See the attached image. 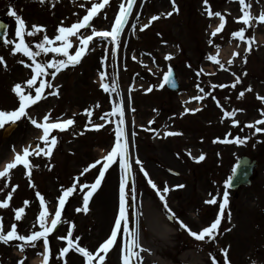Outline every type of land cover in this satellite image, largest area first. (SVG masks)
Wrapping results in <instances>:
<instances>
[{"label":"rangeland","instance_id":"rangeland-1","mask_svg":"<svg viewBox=\"0 0 264 264\" xmlns=\"http://www.w3.org/2000/svg\"><path fill=\"white\" fill-rule=\"evenodd\" d=\"M98 2L101 0H0V19L9 24L6 41L0 46V57H3L0 110L11 111L18 107L19 98L13 87L16 83L23 85L33 74L27 67L31 59L13 52V41L18 43L19 37L15 34L17 21L9 15L10 9L14 7L25 21L26 43L33 51H39L36 45L45 34L53 38L60 26H70L82 19L92 4ZM125 2L109 0L93 17L92 27L98 31L110 30L120 4ZM246 2L251 4L254 16L264 11V0ZM209 5L226 21L216 36L211 33L219 26L220 18L207 14ZM176 6L179 11L168 16L166 13L173 9L172 0H138L119 48L110 38L94 37L79 64L62 69L54 80L50 75L46 77L60 86L59 95H49L54 89L45 88L44 98L31 105L27 112L38 123L43 122L45 114H50V122L72 118L75 123L65 130L50 132L58 141L50 158L43 154L29 157L33 165H39L33 168L31 180L22 165L10 170V176L0 177V200L6 199L9 192L13 193L9 206L0 207L5 231L10 230L13 223L17 224L20 234L40 230L38 216L43 207L37 191L45 198L50 223L59 204L58 197L62 195V186H71L77 177L79 184L95 181L101 165L83 176L80 173L113 147L118 116L108 115L107 120L102 117L122 101L137 206L141 212L137 217L136 210L130 209L129 226L134 230L139 221L141 243L150 250L141 253L143 264H213V255L218 261L222 260L221 248L228 249L230 264H264V132L256 133L254 127H248L264 119V101L259 99L264 96V23L254 21L251 27L243 25L238 20L243 14L239 0H209L208 5L204 0H176ZM154 15L159 18L150 22ZM144 24L149 26L143 28ZM33 25L44 27L29 36L27 32L33 31ZM241 27H246L245 40L232 36ZM80 34L90 35L91 28L80 29ZM79 39V36L72 38L70 52L80 46ZM169 54L172 58L166 59ZM210 55L217 56L219 63L208 59ZM53 57L63 58L61 54L41 53L37 59L44 62ZM21 60L25 63H20ZM221 63L224 68L220 67ZM174 67L181 84L180 94L170 93L166 88L165 76L169 68ZM48 71L55 70L49 68ZM101 71L107 73L104 83L111 84L115 76L118 83L115 91L105 92L100 87ZM233 73L241 78L235 87ZM222 84L225 87H219ZM197 85L208 95L201 93ZM24 87L29 91L26 85ZM31 91L34 94V88ZM241 91L243 97L239 95ZM201 95H204L203 100L192 99ZM86 109L91 110V114ZM234 109L239 110L235 117L224 115L225 111ZM233 119L239 124H233ZM16 123V130L7 140L2 139V134L9 125L0 129V171L14 158V150L21 151L25 146L35 148L37 144L44 147V142L38 139L43 134L42 129L27 117ZM98 123L104 127L94 129L92 125ZM169 132L181 134L168 135ZM236 136L248 139L244 144H237ZM201 154L205 157L203 160L193 159ZM241 156L258 159L260 168L252 187L231 192L226 181ZM137 157L158 187L162 189L167 183L169 207L193 230L198 231L212 222L222 193L229 191V208L214 240L197 241L179 227L178 221L169 218L163 202L135 163ZM122 175L117 161L106 171L87 213L76 210L82 208L84 191L88 190L81 191L78 185L67 210L61 214V223L49 235V264H64L65 260L67 264H85L83 254L75 249H70L64 257L59 256L67 241L58 237L66 236L70 228L73 239L79 236L80 246L90 251H95L107 239L118 214ZM131 183L130 178L129 187ZM180 184L184 187H174ZM209 193L220 194L216 205L205 203L211 198ZM25 201L29 203L25 205ZM19 207H24L25 211L17 221L15 209ZM229 210L230 220L227 219ZM225 228L230 230L224 231ZM21 243L18 240L0 242V264H20L21 261L44 264L42 240L36 242V247L26 245L23 250L19 247ZM123 243L124 236L118 234V242L109 250L103 264H123ZM131 264L138 261L133 258Z\"/></svg>","mask_w":264,"mask_h":264},{"label":"snow or ice","instance_id":"snow-or-ice-1","mask_svg":"<svg viewBox=\"0 0 264 264\" xmlns=\"http://www.w3.org/2000/svg\"><path fill=\"white\" fill-rule=\"evenodd\" d=\"M136 0H126L125 3L120 4L119 13L115 16V21L111 25V29L107 31H98L96 28L92 27L91 21L93 17L97 15V13L103 9L106 5H108L109 0H101V2L93 3L92 6L87 10V14L83 16L82 19H78L75 23H72L70 26H60L57 30L58 34H56L53 38H50L48 35H44L42 42L38 43L36 47L39 51H33L32 48L29 47V44L25 41V33H26V24L25 21L22 19L20 15L17 14L16 9L13 7L9 11V15L15 17L17 21V28H16V36L19 37V42L15 43V47L13 48V52L23 53L24 56H27L31 59V63L27 64V67L31 68L33 74L29 79L21 83H16L13 87V92L19 98V105L15 110H0V129L4 128L5 125L15 124L23 117H27L33 125H36L37 128L42 129L43 134L38 137L40 141L44 142V147H41L39 144L36 145L35 148L31 146H25L21 151H15L14 158L6 164L2 171H0V177L10 176V170L15 169L18 165H22L27 171L26 175L31 180L32 170L34 167H39V165H33L31 160L29 159L30 156H40L43 154L46 157H51L55 146L57 145V137L55 135L50 136V132L54 129L65 130L69 125L75 123L74 119L68 118L63 120H52L50 122V114H45L43 116V122L38 123V121L31 117L27 112V109L31 106L36 104L39 100L44 98V90L45 88L54 89V91L49 92V95H59V85L53 84L50 80L46 79L49 75L54 80L57 73H59L62 69L68 68L70 65L75 66L79 64L86 53L88 45L93 40L94 37H102V38H110L112 42L115 43L116 48L120 46L121 34L124 31L125 25L128 23V18L132 13L133 5L135 4ZM206 5L209 4V0H204ZM241 5L242 15L238 17V20L243 23V25L247 27H251L254 21H259L264 23V11H262L259 16H254L250 9L251 4L247 3L246 0H239ZM173 9L172 11L166 13V15L171 16L173 12H178L179 8L176 6V0H172ZM209 16H216L220 18V24L216 27L213 32L211 33L212 36H216L218 33L222 31L225 26V18L220 12H213L211 10V6L209 5V10L207 12ZM158 16H152L151 21L157 20ZM149 22V23H150ZM149 25L144 24L143 28H147ZM44 26L33 25V31L27 32V35L33 36L36 32L40 31ZM91 28L90 35H81L80 29L84 28ZM135 27V25H133ZM246 27H241L238 31L232 33L233 37H237L240 40H245L246 36ZM79 36V44L80 46L75 49L74 52H70V49L73 48V37ZM249 41L251 37L248 38ZM59 42V43H57ZM211 44L212 41L209 40ZM219 47V46H217ZM41 53H56L61 54L63 58H56L53 57L50 60L41 62L38 61L37 57L41 55ZM238 55V53H235ZM171 54H169L166 59H171ZM135 59V57H133ZM210 60H217V56L210 55L208 57ZM246 62L247 57H244ZM0 61H3V57H0ZM20 63L24 64L25 61L21 60ZM229 63H232L230 60ZM6 66V65H5ZM221 68H224V64H220ZM54 69L49 73L48 69ZM203 71V69H201ZM101 84L100 87L104 89L105 92L115 91L116 87H118V83L113 77V81L111 84L104 83L103 81L106 78L107 73L105 71H101L99 73ZM236 76L235 73H233ZM171 76V68H169L168 74L165 76V80ZM240 76H236V81L233 84L235 87L236 83L240 82ZM39 80V84L37 86V81ZM24 85L27 86L29 91H25ZM201 93L204 95H208L205 93L203 88H200L197 85ZM219 87H225V85H219ZM34 88V94L32 93L31 89ZM149 91L151 89H148ZM250 90V88L248 89ZM204 95L193 97L192 99L195 100H203ZM240 97L244 96V92H240ZM259 99L264 101V96H260ZM219 104V101H217ZM98 106V105H97ZM198 109H185V111H197ZM86 112L91 114V110L86 109ZM239 111L238 109H234L232 111H225L224 115L226 117H235L236 112ZM108 115L118 116L116 120V128H115V142L111 150L107 153L106 156L102 157L101 159L95 160L93 163L89 164L87 167L83 169L80 173V176H83L84 173L88 172L90 169L95 168L97 165H101L99 168V174L96 177L95 181L91 184H79V177L76 178L75 182L71 184L69 187L62 186V195L58 197V207L55 210L54 216L51 217L49 223V211L46 206V201L44 196L37 191L36 196L39 198L40 205L43 207V210L39 212L38 216V223L40 226V230H33L30 234H20L17 230V224L13 223L10 227V230L5 231L3 227V218L0 217V242H4L7 244L10 241L18 240L22 242L19 247L21 250L25 248L26 245H31L32 247H36V242L41 241L43 242V258L44 264H49L50 256H51V249L49 248V235L53 233V231L57 228V225L61 223V213L64 209L65 203L70 195L74 193L77 189L78 185L81 191L84 189H88L84 191L83 195V204L82 208H77L76 210L83 211L87 213L89 211V203L93 196V194L99 189L101 186L102 180L105 177L106 171L118 161V166L120 169L123 170V175L120 179L119 184V207H118V214L114 220V227L111 229L110 235L105 239L95 251H90L87 247H81L78 241L80 240L79 236H76L73 239L72 229L68 230L66 236H60L58 239L66 240L67 246L63 247L60 252L59 256L64 257L65 254L69 252L70 249H75L76 252L82 253L83 257L85 258V264H103L105 261V257L109 250L113 247L114 244L118 242V234H122L124 236V243H123V264H131L133 258L138 261V264H143V256L141 253L145 251H150L143 247L141 243V234H140V227L139 221L137 220V224L135 229H131L129 226L130 221V209H135V215L139 217L141 212L139 210L138 201H137V192L135 186V178L132 175V160H131V153L129 147V139L125 129V105L121 101L120 103L115 104L112 109L111 113L106 114L102 119L107 120ZM149 123H152L150 121ZM233 124H239L238 120L233 119ZM256 125H264V119H260L255 121L254 124H249L248 127H254L256 133L264 132V127H257ZM92 127L94 129L99 130L100 128L104 127L102 123L93 124ZM168 135H177L181 133H167ZM217 139H220L219 137ZM235 143L237 144H244L248 137H240L236 136ZM191 155V152L188 153ZM205 157L201 154L198 157H193L195 160H203ZM103 161V163H102ZM135 163L139 165L140 171L143 172V175L147 178V183L151 186L152 189L155 190L156 194L159 196V199L163 202V207L166 212L169 214V218L178 221L179 227L186 230L188 234L195 238L197 241H205L206 239L214 240L218 235L222 220L225 218L226 210L229 208V191L225 190L222 193V199L218 204V213L212 222L208 225L203 227L200 230H193L187 223H185L182 219H180L176 213L169 207L166 199V194L169 193L170 188L168 187L167 183L165 182V186L161 189L157 186V184L152 180L149 176L148 171L144 168L143 163L137 157ZM236 169H233V173H235ZM132 179L131 186L129 187V179ZM226 184L230 187L231 186V178L229 181H226ZM32 187H35V184H32ZM175 188H183L184 185H175ZM2 190V189H0ZM14 190V189H13ZM13 193L9 192L7 194V198L0 200V207H8L9 201L12 198ZM220 195H213L209 193L211 197L205 203L209 205H216L218 203L217 196ZM29 202L25 201L24 204L27 205ZM24 207H19L15 209V217L16 220L19 221L22 218L24 213ZM227 219H231V212L230 210L227 211ZM67 223V221H65ZM75 225H72L74 228ZM230 229L225 228L224 231H229ZM221 252L223 253L222 260L218 261L216 256H212L213 264H230L228 260V249L221 248ZM23 264V261L20 262ZM64 264H67V261H64Z\"/></svg>","mask_w":264,"mask_h":264},{"label":"water","instance_id":"water-1","mask_svg":"<svg viewBox=\"0 0 264 264\" xmlns=\"http://www.w3.org/2000/svg\"><path fill=\"white\" fill-rule=\"evenodd\" d=\"M6 30H7V25L4 24L2 21H0V44L4 42V34ZM168 88L172 92L180 91V86L178 84V80L174 72L171 73V76L168 78ZM15 128H16L15 125L8 128L4 134V139H6L15 130ZM256 168H258V163L256 161L250 160L246 157L240 158L236 166V171L235 173H233V176L231 178V186L229 188L232 190H237L242 186H250L251 179L254 176V172Z\"/></svg>","mask_w":264,"mask_h":264},{"label":"bare ground","instance_id":"bare-ground-1","mask_svg":"<svg viewBox=\"0 0 264 264\" xmlns=\"http://www.w3.org/2000/svg\"><path fill=\"white\" fill-rule=\"evenodd\" d=\"M36 264V263H35Z\"/></svg>","mask_w":264,"mask_h":264}]
</instances>
